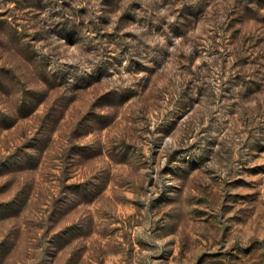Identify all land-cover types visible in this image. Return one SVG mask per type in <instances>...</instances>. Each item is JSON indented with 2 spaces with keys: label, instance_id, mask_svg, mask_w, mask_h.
I'll use <instances>...</instances> for the list:
<instances>
[{
  "label": "rangeland",
  "instance_id": "rangeland-1",
  "mask_svg": "<svg viewBox=\"0 0 264 264\" xmlns=\"http://www.w3.org/2000/svg\"><path fill=\"white\" fill-rule=\"evenodd\" d=\"M0 264H264V0H0Z\"/></svg>",
  "mask_w": 264,
  "mask_h": 264
}]
</instances>
